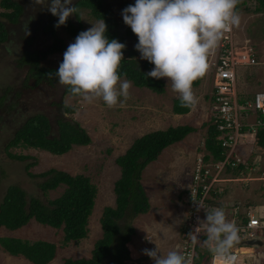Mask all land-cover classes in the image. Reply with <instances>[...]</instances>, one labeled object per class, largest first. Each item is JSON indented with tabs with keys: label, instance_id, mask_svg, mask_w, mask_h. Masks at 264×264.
I'll return each instance as SVG.
<instances>
[{
	"label": "rangeland",
	"instance_id": "374dc122",
	"mask_svg": "<svg viewBox=\"0 0 264 264\" xmlns=\"http://www.w3.org/2000/svg\"><path fill=\"white\" fill-rule=\"evenodd\" d=\"M20 1L24 10L19 20L12 24L7 18H3L8 35L7 40L0 45V100L3 98V102H5L3 105L0 103V200L7 187L12 184L21 186L29 196H36L44 202L58 197L62 193L64 185L48 190L44 194L38 187V183L42 179L30 175V173H41L49 168L62 169L72 175L82 173L89 176L97 188V195L94 209L89 217L88 235L78 242H70L63 246L61 228L42 225L35 219H31L28 224L16 230L0 227V237L13 236L26 238L30 241L43 239L55 242L58 252L48 264H62L65 257L90 256L94 242L101 237L102 229L99 217L102 209L115 203L113 186L120 174V167L115 163V158L124 153L134 139L153 130L185 124H190L197 129L196 132H193L195 140L201 141L203 136L206 137L207 121H209L208 96L213 86L211 72L214 65L209 63L205 73L196 79L197 82H193L192 90L197 103L194 107H190L187 115L173 113L174 99L178 98L179 94L172 91L167 78H163L165 91L162 94L152 92L146 87H137L131 83L128 98L121 97V102L112 108H109L102 99H96L89 103L79 96L63 94L65 85L59 84L56 80L53 86L41 85L34 90L20 91L14 109L7 111L6 105L10 103L11 92L20 89L21 81L25 80L24 77L27 73L26 68L22 69L16 65L17 58H20L25 51L47 49L52 44L59 42L56 38L65 43L66 49L75 40L63 29L57 30L55 37L46 30L47 22L51 18L47 4H50L51 0H46V4H42L40 0ZM76 1L72 0V4ZM120 1L105 0L110 4L111 11L115 13L119 21V28L123 31L127 25L123 22L121 15L123 9L119 6ZM124 1L130 0L121 2ZM255 2L256 0H241L237 9L241 21L239 26L233 27L231 30V40L235 49L254 48L256 58L260 62L254 66H240L237 69L236 87L239 92L246 95L253 91L264 90V13L253 10ZM10 10L2 8L0 5V12ZM80 14L84 31L98 21L89 16L87 8H82ZM69 18L75 21L74 15ZM128 42L130 46L133 45L131 37ZM66 49L63 52L47 55L39 62V67L58 68L63 61ZM211 59L212 56L208 62ZM121 79L126 78L121 77ZM31 83L28 81V84ZM59 102H62V105L73 106L74 113H64V108L58 104ZM58 112L63 117L74 119L85 128L91 138L90 143L73 145L70 150L60 155L30 147L8 148L11 153L25 154L31 157L23 161L11 159L6 154V143L12 138L17 125L26 117L35 113H44L53 120L52 117H55ZM51 131L53 133L57 131L55 123L51 126ZM248 137L246 136L242 145L245 151L244 156L246 155L244 161L251 162L255 155L252 152L253 149L258 148L255 143H250ZM186 140L188 141L186 144L173 143L165 147L158 158L150 162L142 172L141 182L147 196L150 193L148 200L150 198L151 202L149 201L150 208L146 214H140L141 216L138 215V218L133 220L135 233L132 235L131 241L127 243L131 257L128 264H154L151 258L143 254V250L154 249L156 245L160 246L159 248L165 254L169 250H175L174 243L169 250L167 243H169L168 239L172 242L177 237L185 215V212L181 211V207L183 208L185 205L182 201V194L186 184L180 180L185 179L182 175L189 174L193 167L189 161H178L180 163H177L178 157L181 156L180 151L190 144V138ZM189 146L191 147V145ZM262 150L264 158V147ZM199 151L200 148L197 150L198 154L202 150ZM251 153L253 154L249 157L248 155ZM29 163L33 164L27 167ZM242 174L245 178L250 175L245 172ZM240 187L245 192L246 188L241 185ZM162 241H164L163 245ZM165 246L166 248L163 250ZM198 256L201 261L204 260L203 254ZM206 259L205 264H208L209 255L206 256ZM246 259L243 260L247 262ZM0 264L32 263L21 255L14 256L0 248ZM237 264H241V262H237Z\"/></svg>",
	"mask_w": 264,
	"mask_h": 264
},
{
	"label": "trees",
	"instance_id": "16d2710c",
	"mask_svg": "<svg viewBox=\"0 0 264 264\" xmlns=\"http://www.w3.org/2000/svg\"><path fill=\"white\" fill-rule=\"evenodd\" d=\"M121 1L119 2L121 9L135 3V0ZM0 5L4 9H11L7 12H0L1 45L7 40L8 35L3 18H7L12 24L16 23L23 11V5L20 0H0ZM71 6L78 8L75 21L68 18L65 25L57 27L58 17L51 14L46 30L53 37H55L57 30L63 29L69 36L75 38L81 31H84V25L80 20V10L82 8L89 9V16L92 19L105 21L107 25L106 36L109 40L117 39L126 44V49L123 50L124 59L118 69L121 77L126 78L137 87H146L157 94L164 93L165 82L163 78L155 79L145 76L154 68V65L140 58V53L134 47L138 43L137 36L129 26L125 31L120 30L119 21L115 13L111 11L110 4L105 0H77ZM253 10L264 13V0H256ZM127 37L133 39V45H129ZM56 40L59 42L52 44L45 50L25 51L20 58H17L16 65L22 69L26 68L27 73L24 77L25 80L21 81L20 89L11 92V105L10 103L7 105V111L14 109L20 91L34 90L41 85L53 86L55 84L57 79L54 74L53 78H49L47 74L54 73L58 68H41L39 62L51 53L63 52L66 49L65 43L61 39L56 38ZM28 81L32 83L28 84ZM63 94L71 95L67 86H64ZM3 101L2 98L0 100L2 105L5 103ZM58 104L63 106L65 113H74L73 106L62 105V102ZM172 110L176 114H185L190 108L180 107L178 97L174 99ZM52 118L53 120L44 113H35L26 117L17 125L12 138L6 143V154L11 159L23 161L31 157L25 154L11 153L8 148L30 147L60 155L70 150L73 145L90 143L91 138L85 128L74 119L63 117L59 112ZM54 123L57 125V131L53 133L51 126ZM207 125L204 148L209 153L204 155L203 160L205 162L221 160L223 150L218 138L219 131L209 121H207ZM195 130L196 128L193 126L185 124L150 131L134 139L125 152L115 158V163L120 167V175L113 186L115 203L112 206H105L99 217L102 235L94 242L90 256L65 257L62 264H128L131 257L127 243L131 241V237L135 233L133 220L139 214L146 213L150 208L148 196L141 182L142 172L150 162L157 159L165 147L180 142L186 134ZM258 135V143L264 146V128L258 130ZM31 164L33 163H29L27 167ZM242 166L239 164L237 168ZM30 175L42 179L38 183V187L44 194L60 185L65 187L58 197L44 202L36 196H29L19 185H9L0 200V227L16 230L28 224L31 219H35L42 225L61 228L63 246L86 238L89 231V217L94 209L97 195V188L90 177L82 173L72 175L65 170L56 168H49L38 174L30 173ZM190 184L192 182L183 191V195L185 194L188 199L191 198ZM214 192L215 188H212L209 196L205 199L208 210L212 208L209 205L210 202H213L211 195ZM204 238L206 235L202 234L200 241L202 242ZM0 248L11 255H21L32 264H48L58 252V246L55 242L43 239L30 241L26 238L13 236L0 237ZM198 249L201 252L198 254H203L205 260L209 253L208 247L201 243L198 245ZM198 257L195 259V264L202 262Z\"/></svg>",
	"mask_w": 264,
	"mask_h": 264
},
{
	"label": "clouds",
	"instance_id": "9594fccd",
	"mask_svg": "<svg viewBox=\"0 0 264 264\" xmlns=\"http://www.w3.org/2000/svg\"><path fill=\"white\" fill-rule=\"evenodd\" d=\"M40 2L46 4V0ZM239 3L240 0H135L134 4L122 10L124 24L138 38L134 47L140 53V58L154 65L145 76L167 78L172 91L179 94L180 107L196 105L192 84L207 70L208 57L215 51L223 35L239 26ZM70 5L72 0H51L47 4L48 11L58 17L57 27L65 25L68 18L78 11L77 6ZM106 31L107 25L103 19L81 31L68 45L58 69L47 75L53 78L54 74L58 83L67 86L72 96H79L89 103L102 99L112 108L121 102V97L128 98L131 82L122 80L118 72L126 44L117 39L109 40ZM129 39L127 37V41ZM236 90L239 95L242 94ZM210 94L208 108L209 122L212 123ZM260 126L249 131L253 135ZM204 155L203 151L198 154L194 168L198 157L204 158ZM202 229L206 233L203 243L221 264H234L235 257L230 250L247 246L233 247L239 238L248 236L239 234L237 225L227 219L224 207L209 209L205 219L198 221L194 231L187 234L194 244L199 242ZM143 254L151 258L154 264H193L191 255L177 250H169L165 254L157 245L154 249H144ZM208 255L210 257L212 254Z\"/></svg>",
	"mask_w": 264,
	"mask_h": 264
},
{
	"label": "built area",
	"instance_id": "2783aa9c",
	"mask_svg": "<svg viewBox=\"0 0 264 264\" xmlns=\"http://www.w3.org/2000/svg\"><path fill=\"white\" fill-rule=\"evenodd\" d=\"M231 32L223 35L215 51L210 55L212 59L208 64L214 65L212 69V90H211V120L215 128L219 131L218 138L222 147V159L205 162L202 157H198L196 166L192 173V184H190V196L186 198V212L184 225L180 237L177 251L191 255L193 264L201 253L198 249L199 242L193 243L187 236L190 231L198 226V221H202V216L208 211L205 199L209 196L212 188H216L222 174L228 168H233L243 164L244 158L239 155L235 144L238 136H245L250 128L253 130L258 125L264 126V90L253 91L250 96L242 93L239 95L236 90L237 69L240 66H254L260 62L256 58L254 48L247 47L236 50L231 40ZM208 57V60L210 59ZM257 114L250 121L249 115ZM264 118V117H263ZM239 234L242 237L255 234L256 229L261 225L259 217L249 215L246 223L243 221L236 224ZM206 233L201 230L199 238ZM204 243H202L203 245ZM238 251L230 250V254L235 257L234 264H237ZM208 264H221L212 254Z\"/></svg>",
	"mask_w": 264,
	"mask_h": 264
},
{
	"label": "crops",
	"instance_id": "0c3cea01",
	"mask_svg": "<svg viewBox=\"0 0 264 264\" xmlns=\"http://www.w3.org/2000/svg\"><path fill=\"white\" fill-rule=\"evenodd\" d=\"M249 94L251 95L252 92ZM187 113L181 114V115H187ZM208 114H209V112H208ZM256 116H257V114L249 115V117L251 119H253ZM263 117L264 116H262V117L259 116L258 119H264ZM252 121H254V120H252ZM188 125H190V124H188ZM207 127H208V125H207ZM263 128H264V126H260V127H258V130L263 129ZM196 131H197V129L195 131H192L189 134H187L184 137L185 140L182 139L180 142H175V143H180V144H183V143L186 144V141H187L186 139L190 138V141H189L190 144L189 145H191V147L189 145H187L185 148H183V150L180 151L181 156L178 155L180 157H178V160H177V163H180L178 161H185V162L189 161L190 163L193 164V167L189 171V174H187V175L183 174L182 175L185 179L180 180V181H182V183L186 184L185 188L188 187V185L191 181L192 171H193V168L195 165L196 157L198 156L197 150L200 148V151L202 150L204 152V154L209 153V151L202 149L204 147V139H205L204 136L202 137L201 141L194 139L193 132H196ZM246 136H249L248 138L250 140V143H255L256 147L258 148L256 150L253 149V151H252L253 153H255V155L252 157L253 158L252 161L248 162L245 160L242 164L243 165L242 167L237 168L238 167L237 166V167H233L231 169L228 168L227 171H225V173L222 174V177L220 178L221 180H219V182L217 183L218 187L215 188L214 194L211 195L213 198V200H211V201H213V202H210L209 206L212 208L224 207L227 219L229 221L234 222L235 224H239V223L243 222L244 219L247 220L249 215H253L254 217H260L261 225H260L259 229L256 231H257L258 235L260 237H262V239H264V158L262 157V153H263L262 148L264 146L260 145L258 143V140H259L258 131L256 133H254L253 135L251 134L250 131H248L245 136L240 137V135H239L238 139L235 143L237 145L236 146L237 147L236 152L239 155L243 156V158H245L246 155L244 156L245 151L243 149L242 143L244 142ZM195 152H196V154H195ZM253 153H251L248 156L251 157V155ZM242 170L246 174L250 173V175L245 178L244 175L242 174L243 173ZM242 180H245V182H242ZM240 185L242 187L246 188L245 192L240 187ZM149 194H148V196H149ZM186 198H187V196L185 194L184 195L182 194V201L184 203H185ZM149 201L151 202L150 198H149ZM181 211L185 212V205L183 206V208L181 207ZM144 214H146V213H144ZM177 215H176V217H177ZM205 216H206V213L203 214L202 220L205 219ZM180 217H181V215H180ZM136 218H138V217H136ZM183 225H184V219H183V223L181 225V229H179V231H178L177 237H175V239L172 242L169 241L170 239H168L169 243L166 242L168 244L167 245L168 250L174 244H175L174 248H175V250H177V248L179 246V242H180V237H181ZM205 239L206 238H204L202 240V242ZM162 240H164V239L162 238ZM163 244H164V241H162V245ZM158 247H160V246H158ZM243 247L251 249L252 251L250 253L242 254L240 251H238V249L243 248ZM165 248H166V246L163 247V250ZM238 249H236L238 251V253H237L238 258H237L236 262H241V264H246V263H248V264H264V246H262V245L258 246V247L242 246V247H238ZM240 255H241V257H240ZM244 258H247L246 259L247 262H245L243 260ZM205 261H207V259H205L203 261V264H205Z\"/></svg>",
	"mask_w": 264,
	"mask_h": 264
},
{
	"label": "water",
	"instance_id": "95a60500",
	"mask_svg": "<svg viewBox=\"0 0 264 264\" xmlns=\"http://www.w3.org/2000/svg\"><path fill=\"white\" fill-rule=\"evenodd\" d=\"M241 245H247L251 247H258L261 245L264 246V239H262V237H260L258 234L248 236L244 239L239 238V242L236 243L233 247L241 246ZM209 254H213V253L209 251ZM201 264H203V262H201Z\"/></svg>",
	"mask_w": 264,
	"mask_h": 264
},
{
	"label": "bare ground",
	"instance_id": "6f19581e",
	"mask_svg": "<svg viewBox=\"0 0 264 264\" xmlns=\"http://www.w3.org/2000/svg\"><path fill=\"white\" fill-rule=\"evenodd\" d=\"M238 250H240V252H243V253H249V252H251V249H248L246 247L239 248Z\"/></svg>",
	"mask_w": 264,
	"mask_h": 264
},
{
	"label": "flooded vegetation",
	"instance_id": "af4514ba",
	"mask_svg": "<svg viewBox=\"0 0 264 264\" xmlns=\"http://www.w3.org/2000/svg\"><path fill=\"white\" fill-rule=\"evenodd\" d=\"M23 10H24V8H23ZM23 12V11H22ZM6 108H8V106L6 105Z\"/></svg>",
	"mask_w": 264,
	"mask_h": 264
}]
</instances>
